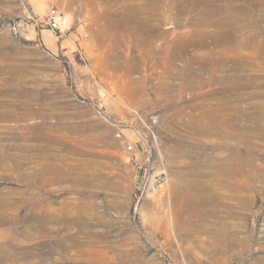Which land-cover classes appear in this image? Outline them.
I'll use <instances>...</instances> for the list:
<instances>
[{
  "label": "rangeland",
  "instance_id": "374dc122",
  "mask_svg": "<svg viewBox=\"0 0 264 264\" xmlns=\"http://www.w3.org/2000/svg\"><path fill=\"white\" fill-rule=\"evenodd\" d=\"M35 1L0 0V264H264V0Z\"/></svg>",
  "mask_w": 264,
  "mask_h": 264
},
{
  "label": "built area",
  "instance_id": "2783aa9c",
  "mask_svg": "<svg viewBox=\"0 0 264 264\" xmlns=\"http://www.w3.org/2000/svg\"><path fill=\"white\" fill-rule=\"evenodd\" d=\"M61 19V14L57 8L54 7L53 4L49 5V9L46 14V18H44L43 23L50 32L51 35L55 38H60L63 36V29L61 27L60 23ZM28 24L25 22H18L17 26L26 28ZM104 102L101 100L99 103L100 108L104 107ZM124 105V104H122ZM125 106V105H124ZM97 108V113L99 115L102 114L101 109ZM127 114V113H124ZM115 120L113 121L116 126L118 127H123L125 126L128 122H125L121 119L120 116L117 114L114 115ZM127 149H131L130 143L126 144ZM165 178L163 177L162 174L160 173H152L150 172V169L143 167V171L140 173V179H139V184L136 186V188L141 192H147L148 190H159L162 186L163 181Z\"/></svg>",
  "mask_w": 264,
  "mask_h": 264
},
{
  "label": "bare ground",
  "instance_id": "6f19581e",
  "mask_svg": "<svg viewBox=\"0 0 264 264\" xmlns=\"http://www.w3.org/2000/svg\"><path fill=\"white\" fill-rule=\"evenodd\" d=\"M45 0H36L35 2H37V3H39V2H41V3H43ZM38 6V5H37ZM126 11V12H125ZM128 7L126 8V10H124L123 12H121V14L119 13V12H116V13H113L114 14V16H115V18H117V20H116V22H117V25L119 26V27H121L120 25H121V23H122V21L124 22H126V21H132L131 19L133 18V16H131L130 15V12L128 11ZM230 14V13H229ZM231 16V15H230ZM229 17V16H228ZM232 17V16H231ZM229 19V18H228ZM134 20H136V19H134ZM134 23H136V25H138V26H141V28H139L138 29V32H140L139 33V37H141L143 34L144 35H147V37H148V41H150L151 42V40L152 41H154L155 39H154V37L156 38V37H164L165 35H166V33L163 31V30H159L158 29V27H156L153 23H146V22H143V21H133ZM228 31V30H227ZM141 35V36H140ZM226 35V34H225ZM153 36V37H152ZM230 36V35H229ZM152 37V39L151 40H149V38H151ZM200 38H201V36H200ZM154 39V40H153ZM166 39V38H165ZM217 39H218V37H217ZM173 40H175V39H173ZM203 40V39H202ZM167 41V40H166ZM199 41H201V40H199ZM215 41V40H214ZM202 42V41H201ZM226 42V41H225ZM204 43V42H203ZM220 43H221V41H220ZM195 44V43H194ZM152 46H151V50H153V51H155V49H157V47H155L154 48V45L153 44H151ZM163 45H164V43H163ZM170 45V47H169V53H167V54H172L174 57H181V56H184V57H186L187 55L189 56V53H188V50H187V48H186V44L185 43H179V42H172V43H170V40L168 41V43H167V47ZM197 45L199 46V43H198V41H197ZM202 46V45H201ZM164 48V47H163ZM166 48V47H165ZM161 49V48H160ZM166 49H168V48H166ZM170 49H171V52H170ZM166 53V52H165ZM196 55H197V52H196ZM193 56V55H192ZM192 56H190V62L192 61V60H194V58L196 57H198V55L197 56H194V57H192ZM195 58V59H196ZM188 59V58H187ZM188 62V61H187ZM189 64V63H188ZM201 64V63H200ZM174 65V64H173ZM206 65V64H205ZM222 65V64H221ZM175 67V66H174ZM189 67V66H188ZM212 74V73H211ZM223 75V74H222ZM213 76V75H212Z\"/></svg>",
  "mask_w": 264,
  "mask_h": 264
},
{
  "label": "crops",
  "instance_id": "0c3cea01",
  "mask_svg": "<svg viewBox=\"0 0 264 264\" xmlns=\"http://www.w3.org/2000/svg\"><path fill=\"white\" fill-rule=\"evenodd\" d=\"M78 37L76 33H71L67 37H63L59 44H55L49 37L48 33L46 31H40V38L42 39L43 44L47 47V49L52 52L53 54H56L59 49L65 51V52H72L74 51V39ZM114 100H116V103L120 104L122 103L119 98L113 97ZM112 107H116V104H114Z\"/></svg>",
  "mask_w": 264,
  "mask_h": 264
}]
</instances>
